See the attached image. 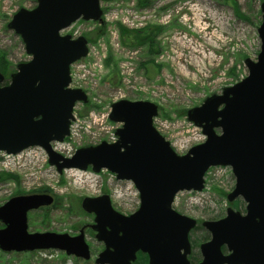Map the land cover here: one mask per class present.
<instances>
[{"label":"water","instance_id":"1","mask_svg":"<svg viewBox=\"0 0 264 264\" xmlns=\"http://www.w3.org/2000/svg\"><path fill=\"white\" fill-rule=\"evenodd\" d=\"M100 1L36 0L33 8L13 14L7 27L20 36L30 59L16 65L8 83L0 72V151L15 154L39 146L58 173L106 169L134 184L140 204L128 215L114 209L108 194L81 201V208L94 215L89 227L104 244L95 264H133L139 251L148 264H191L189 233L197 221L173 208L174 196L200 191L209 167L229 166L235 184L226 198L242 197L245 212L228 206L222 218L201 222L210 237L198 246L197 264H264V1L257 28L260 50L255 60H244L248 74L187 110L203 142L178 154L153 125L155 103L119 99L108 115L120 124L116 140L78 147L65 157L51 143L69 135L75 104L88 101L84 90L68 87L70 65L87 55L88 41L60 31L80 18L100 21ZM52 203L53 196L43 192L16 195L0 205V250L56 249L88 260L85 227L76 235L28 231V211Z\"/></svg>","mask_w":264,"mask_h":264},{"label":"rangeland","instance_id":"2","mask_svg":"<svg viewBox=\"0 0 264 264\" xmlns=\"http://www.w3.org/2000/svg\"><path fill=\"white\" fill-rule=\"evenodd\" d=\"M262 1L146 0L140 5L138 0H101L100 21L80 18L62 31H76L77 35L73 36L83 35L89 49L87 56L72 67L75 86L85 90L88 96L86 103L77 102L73 110V136L69 138L73 147L116 138L115 129L120 124L110 121L108 114L111 104L119 99L155 103L158 114L153 124L178 154L203 141L200 127L187 119V110L200 105L211 94H220L223 88L248 74L244 60H255L260 50L257 28L261 22ZM234 2L239 7V17L233 8ZM35 5L36 0H0V54L13 68L8 79L16 65L30 56L20 36L7 23L20 8L31 9ZM119 25L129 29L160 26L156 38L158 53L153 57L145 47L122 44ZM0 173L15 177L0 179V205L16 195L47 192L54 197L52 204L28 211L29 232L76 235L85 227V240L91 251L90 259L84 260L54 249L0 250V264H95L103 243L87 226L93 222V215L81 208L82 199L107 193L113 207L123 214L139 206L137 195L133 194L135 190L126 192L124 182H107L109 176L105 170L100 172L96 186L94 181L73 178L79 173H58L47 161L0 166ZM234 184L230 167L213 169L205 175L201 191L179 192L173 207L198 222L222 218L228 206L244 213L246 203L242 197L233 202L226 198ZM209 237L210 233L203 227L191 230L190 259L194 264L201 258L199 244ZM223 252L227 253L226 247Z\"/></svg>","mask_w":264,"mask_h":264},{"label":"trees","instance_id":"3","mask_svg":"<svg viewBox=\"0 0 264 264\" xmlns=\"http://www.w3.org/2000/svg\"><path fill=\"white\" fill-rule=\"evenodd\" d=\"M146 0H138L140 5H144ZM233 8L236 15L239 17L241 14L239 12V7L236 3H233ZM119 37L125 46L129 47H145L149 55L153 57L158 53V44L156 43V38L160 33V26L157 25H145L141 28L129 29L123 25H119ZM150 62H154L153 59H149ZM7 60L3 54H0V71L5 75L6 80L8 79V73L13 70V68L7 65ZM13 178L15 177L11 174L0 173V179ZM27 254V253H25ZM143 255V256H142ZM133 264H148L147 255L138 252L137 258Z\"/></svg>","mask_w":264,"mask_h":264},{"label":"built area","instance_id":"4","mask_svg":"<svg viewBox=\"0 0 264 264\" xmlns=\"http://www.w3.org/2000/svg\"><path fill=\"white\" fill-rule=\"evenodd\" d=\"M73 33H74V35L77 34L76 31H74ZM75 84H77V83L75 82L74 75L72 74V84L71 85L75 86ZM72 134H73V132H72ZM55 148L57 150H59L60 152L64 153L65 155H70L73 152L74 147H73L71 141L69 140V141H66L63 143H57ZM34 156H36L38 158H36ZM42 157H43V154L39 148H32V149H30V151H26L25 153L22 152V153H19L16 155L2 153L0 166H4L5 168L6 167L8 168V167H12L14 165H20L21 161H23V162L27 161V163L29 164L31 162H35V161L39 160V158H42ZM31 159H32V161H31ZM90 176H91V179H90ZM86 178L90 179L91 181L96 180L95 176H93L92 174L86 175ZM131 188H132L131 185H127L125 187V190L128 191L129 193H131L132 192ZM133 194H135V193H133Z\"/></svg>","mask_w":264,"mask_h":264},{"label":"flooded vegetation","instance_id":"5","mask_svg":"<svg viewBox=\"0 0 264 264\" xmlns=\"http://www.w3.org/2000/svg\"><path fill=\"white\" fill-rule=\"evenodd\" d=\"M93 215V214H92ZM93 217H94V215H93ZM95 234V233H94ZM103 246H104V244H103Z\"/></svg>","mask_w":264,"mask_h":264},{"label":"bare ground","instance_id":"6","mask_svg":"<svg viewBox=\"0 0 264 264\" xmlns=\"http://www.w3.org/2000/svg\"><path fill=\"white\" fill-rule=\"evenodd\" d=\"M143 256V255H142Z\"/></svg>","mask_w":264,"mask_h":264}]
</instances>
